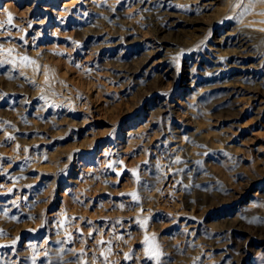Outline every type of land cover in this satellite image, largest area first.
<instances>
[{
	"label": "rangeland",
	"instance_id": "rangeland-1",
	"mask_svg": "<svg viewBox=\"0 0 264 264\" xmlns=\"http://www.w3.org/2000/svg\"><path fill=\"white\" fill-rule=\"evenodd\" d=\"M64 1L0 0V264H264L256 9Z\"/></svg>",
	"mask_w": 264,
	"mask_h": 264
},
{
	"label": "bare ground",
	"instance_id": "bare-ground-1",
	"mask_svg": "<svg viewBox=\"0 0 264 264\" xmlns=\"http://www.w3.org/2000/svg\"><path fill=\"white\" fill-rule=\"evenodd\" d=\"M96 1V5L107 6L110 9H114V6L117 5L116 0H94ZM189 1V0H187ZM192 1V5L197 8V3L200 1L206 0H190ZM78 0H70L64 1L61 5V12L66 11L70 12ZM141 2L145 3V6L155 5V15L160 18L163 17V20L167 18L169 15L168 3H165V0H141ZM182 2V1H180ZM184 2V1H183ZM211 2V1H210ZM94 3V2H93ZM179 7V2H176ZM201 3V2H200ZM124 5V4H123ZM203 7L208 5L207 3L201 4ZM6 6V5H5ZM185 6V5H184ZM176 7V8H178ZM199 7V6H198ZM251 10L252 8L256 12V18H252L251 20H247V22L237 25L235 28H230L226 33V43L229 45L235 46V50L239 48V52L245 51L249 46H251V42L254 41L253 35H264V0H246L245 7ZM104 9V8H103ZM141 9V8H140ZM148 9V8H147ZM207 9V8H206ZM236 10V9H235ZM243 10V9H242ZM53 11V10H52ZM57 11V10H56ZM191 11V10H190ZM40 12V11H39ZM60 12V11H59ZM149 12V11H148ZM184 12V11H183ZM72 13V12H71ZM177 13V12H176ZM54 14V13H53ZM174 14V13H173ZM202 15V14H201ZM54 16V15H53ZM132 17V16H131ZM192 18V17H191ZM30 20V19H29ZM229 20V19H228ZM191 21V20H190ZM31 22V21H30ZM35 22V21H34ZM193 22V21H192ZM153 23V22H152ZM186 23V22H185ZM222 24V23H221ZM192 25V24H191ZM162 27V26H161ZM154 28V27H153ZM157 28V27H156ZM168 29V28H167ZM159 30V29H158ZM127 31V30H126ZM186 32V31H185ZM162 33V32H161ZM191 33V32H190ZM105 34V33H104ZM220 34V33H219ZM87 36V35H86ZM102 37V36H101ZM221 39V38H220ZM131 44V43H130ZM141 45V44H140ZM145 46V45H144ZM110 47V46H109ZM137 47V46H136ZM124 50V49H123ZM232 52V51H231ZM235 57V56H234ZM150 61V60H149ZM238 63V62H237ZM146 66V65H145ZM153 66V65H152ZM131 68V67H130ZM141 68V67H140ZM247 68V67H246ZM260 68V67H259ZM123 71V70H122ZM135 71V70H134ZM128 71H126L127 73ZM20 73V72H19ZM250 74V73H249ZM230 78V77H229ZM222 79V78H221ZM253 79V78H252ZM257 80V79H256ZM238 87V86H237ZM255 91V90H254ZM216 92V91H215ZM222 92V91H221ZM258 94V93H257ZM33 110V109H32ZM83 124V123H82ZM177 139V138H176ZM177 147H185L189 146V141H174ZM175 146V147H176ZM107 151V150H106ZM175 151V150H174ZM108 153V152H107ZM192 163V162H190ZM114 166V165H113Z\"/></svg>",
	"mask_w": 264,
	"mask_h": 264
}]
</instances>
